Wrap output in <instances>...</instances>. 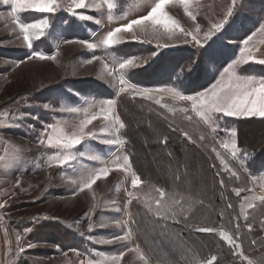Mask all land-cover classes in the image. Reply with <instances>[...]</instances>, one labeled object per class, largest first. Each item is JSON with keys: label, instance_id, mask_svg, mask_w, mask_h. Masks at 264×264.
<instances>
[{"label": "rangeland", "instance_id": "374dc122", "mask_svg": "<svg viewBox=\"0 0 264 264\" xmlns=\"http://www.w3.org/2000/svg\"><path fill=\"white\" fill-rule=\"evenodd\" d=\"M86 2L93 6L77 12L90 15L92 20L82 21L71 15L68 10L71 0H57L59 7L54 14L24 11L15 17L9 15L10 5L0 4V204H5L0 209V264H157L142 251L133 228L135 190L141 184L136 188L131 184L133 174L139 175L128 152L130 139L124 134L129 125L130 131L138 135L140 165L146 173L161 178L177 163L187 164L188 169L194 170L190 168L194 162L195 172L210 181L207 164L196 152L193 156L183 148L178 159L170 162L162 159L165 151L158 146V139L167 132L163 121L175 118L180 120L179 124L176 122L179 127L191 133L200 128L210 132L219 147L216 151L220 162L223 160L228 166L226 169L222 164L224 169H230L229 160H232L247 173L251 174L249 168L255 172L251 178L252 192L244 195L241 203L243 218L251 209L249 204H255L264 195V152L256 158L238 144L237 121L246 117L214 114L209 126L192 110L191 101L176 95L198 96L217 80H226L228 75L224 69L229 65L234 66L238 76L264 78V64L255 62L264 59V3L260 0H189V15L183 4L172 0L164 9L173 22L171 40L164 27L157 25L158 31L164 34L160 41L149 42V37L134 28L135 39L133 32L121 33L118 36L123 39L118 45L88 49L76 41L99 44L109 31L147 15L158 0ZM97 3L99 8L95 7ZM108 3L114 6L109 8ZM229 7L232 15L227 23L205 40V33L224 19ZM16 19L21 24L48 19L49 27L43 35L39 30H32V47H28L14 22ZM146 27L150 30L151 23ZM186 32L197 34L201 43L197 44ZM249 35L252 39L245 45L243 41ZM158 43L170 46L157 48ZM34 52L55 58L40 60ZM248 52L254 59L240 63ZM129 58H135L140 66L123 70L124 79L134 88L121 93L119 64ZM108 71L113 75L108 76ZM140 88L152 89L154 99L136 96L145 103L132 100L134 91ZM156 99L161 104H156ZM108 100L115 101L113 114L118 120L93 121L86 133L94 136L86 135L80 145L71 149L48 146V135L53 129H63L65 135L77 132L82 120L102 114ZM46 104L48 108L44 107ZM165 104L167 107H162ZM70 108L75 111H68ZM169 108L176 111L169 112ZM160 111L169 117L160 115ZM242 133L256 147L263 146L264 123L254 121L243 125ZM40 139L45 143L40 144ZM108 139L117 143L105 144ZM225 144L228 148L223 147ZM66 155L74 159L59 165V160ZM93 156L99 159H91ZM125 158L128 166L123 171L117 170V164L123 165ZM104 167L111 170L109 175L81 192L84 178ZM191 183L189 179L185 181L187 186ZM183 188L184 184L177 192L185 191ZM146 189L140 196L145 202L155 197L153 189ZM129 192L133 195L129 196ZM144 222L140 233L148 238L151 255L174 264L172 256L180 244L171 237L161 236L149 221ZM89 223L93 225L91 230ZM126 233L127 240L102 242ZM225 234L234 241L229 233L220 231L224 240L235 244ZM121 252L124 256L120 260L112 259Z\"/></svg>", "mask_w": 264, "mask_h": 264}, {"label": "trees", "instance_id": "16d2710c", "mask_svg": "<svg viewBox=\"0 0 264 264\" xmlns=\"http://www.w3.org/2000/svg\"><path fill=\"white\" fill-rule=\"evenodd\" d=\"M260 2L264 3V0H260ZM132 100L136 103H145L144 99L133 98ZM159 114L169 117L161 111ZM172 120L163 121L167 132L158 139V146L165 151L162 159L166 162L178 159L184 152L183 148L190 151L193 156L196 152L207 164L206 172L210 175V181L207 182L204 177L195 172L197 164L194 162L190 163V168L192 167L194 170L188 169L189 165L187 164L180 166L177 163V166H170L161 178L154 177L152 173H146L140 165L138 135L134 131H130L129 125L124 131L125 136L130 139L128 152L133 167L142 182L140 187L135 190L137 198L134 202L132 218L140 248L157 264H170L165 259L161 260V258L151 255L153 252L147 247L148 238L145 234L140 233L145 223L144 220H147L161 236L171 237L174 242L180 244L172 256L174 264H264V202L256 199L255 207L248 211L245 218L240 213L243 196L252 192L251 178L255 172L252 173V168H249L251 174L247 173L232 160H229L231 171L224 169L216 151L219 147L206 128H200V131L191 133L182 126L179 127L180 120L175 118ZM254 121L264 123V119L255 117L241 118L237 121L238 144L243 151L258 158L264 152V144L260 148L256 147L253 144L254 141L247 139L246 135L242 133L243 125ZM184 132L188 133L190 139L183 135ZM201 136H204L205 139L201 140ZM165 139H167V143H163ZM262 141L264 143V138ZM250 166L254 165L250 164ZM232 172H236V176H232ZM188 179L192 181L189 186L185 185V181ZM221 180L224 181L223 184H221ZM183 184L185 191L178 193L177 191ZM146 188L153 189L155 194V197L150 199L153 202V209L155 208V199L159 198V191H157L159 189L164 191V199L180 201V205L177 206L179 214L165 219L163 215L157 216L155 211H150L147 207L148 201L145 202L140 197L143 196V190ZM238 189L241 190L239 195H237ZM229 204L232 205L231 208L228 207ZM206 212L212 215L208 217L205 215ZM249 223L252 225L251 230L248 228ZM200 228H211L213 231L201 232ZM237 228H239V232H237ZM220 231L229 233L235 244L240 245L241 252L235 244H229L224 240ZM182 251L186 252L185 255L181 253Z\"/></svg>", "mask_w": 264, "mask_h": 264}, {"label": "snow or ice", "instance_id": "6c2138e0", "mask_svg": "<svg viewBox=\"0 0 264 264\" xmlns=\"http://www.w3.org/2000/svg\"><path fill=\"white\" fill-rule=\"evenodd\" d=\"M172 0H158L154 7L147 13V15L140 16L137 19L131 20L129 23H125L120 27H116L115 29L109 31L107 35L103 38V40L99 44L90 43L87 41H76L88 49H95L101 45L105 47L115 46L121 43L122 37L118 36L121 33H129L133 32L134 28H139L142 33L146 37H149V42L151 39H155L160 41L164 38V34L160 33L157 29V25H162L165 29V34H167V38L171 40L173 38L172 31V21L165 13V6L171 3ZM179 3L183 4L184 11L188 13V3L189 0H178ZM235 2V0H233ZM0 4L10 5L11 12L10 16L15 17L18 13L24 11H34L42 14H54L59 5L57 0H0ZM93 5H89L86 0H71V6L69 7V12L71 15L76 16L78 19L92 20L90 15H85L83 12H77V10H83L92 7ZM114 5L108 3V7L112 8ZM95 7L99 8L100 4H95ZM191 15V13H188ZM232 15V8L229 7L227 12L225 13L224 19L219 23H215L212 25L211 29L205 33V40H208L212 37L215 32H219L227 23V18ZM192 19L195 20V16H192ZM14 22L19 26L20 31L23 33V40L27 43L28 47H32V30H39L40 35H43L44 29L49 27L48 19H42L39 22L31 23V24H21L18 19L14 20ZM151 23V29L149 30L146 25ZM199 32V27H197V33ZM186 35H191L192 39L196 41L197 44H200L201 41L198 39L197 34L192 32H186ZM136 33L133 32V39H135ZM252 39V35H249L246 40L243 41L245 45L249 43ZM68 43H72L73 41H67ZM170 45L167 43L157 44V48H165ZM244 52V49H241ZM33 55L40 59H54L55 57L45 56L40 52H34ZM94 59H99V57H94ZM254 58L251 53L248 52L244 55L239 61L240 63L252 61ZM260 64H264V59L255 61ZM91 63V61H89ZM140 65L136 63L135 58H129L125 62L119 64V72L121 73L119 83L121 85L119 91L121 93H127L130 88H134L131 84H129L123 77L122 73L125 69H131L135 67H139ZM107 68V65H105ZM232 69V71H230ZM183 71V70H182ZM224 72L228 75V78L225 80L221 78L217 80L209 89L202 91L198 96H180L179 93H176L182 100L191 101L192 110L196 113L197 116L204 122V124L211 126V122L213 120L214 114H222L226 117H260L264 118V78L257 79L253 76H238L234 70L233 65H229V68H225ZM108 76H112L113 72L108 71ZM152 89L148 88H140L134 91V96L142 97L144 99H154L152 96ZM156 104H161L159 99L155 100ZM115 104L114 100L106 101V107L103 108L102 114L92 115L90 118H86L82 120L79 124V128L77 132L72 133L71 135H65L63 129H53L52 134L48 135L47 144L49 147H61L63 149H71L74 146H78L82 143L85 136H94L93 133H86V129L88 126L93 123V121L102 119L103 121H109L110 119L118 120V117H115L113 114V105ZM45 108H48V105H44ZM162 107H167V105H162ZM68 111H75V109H68ZM169 112L176 111L175 109L169 108ZM181 112H187V109H180ZM187 119H191V117H186ZM123 127V125H121ZM176 130V129H173ZM215 131V129H213ZM183 135L186 138L188 137V133L184 132ZM201 140H204L205 137L201 136ZM40 144H44V139L39 140ZM105 144L112 145L117 143V141L108 139L104 141ZM163 143H167V139L163 141ZM224 148H228V145H223ZM235 148L236 144L232 145V153L235 156ZM215 151V149H213ZM219 155V153H217ZM70 159H74L72 156L66 155L62 160H59V165L66 164ZM93 160H98V156L91 157ZM129 164L128 158H125L124 164H117V170L123 171ZM221 164L227 169V165L221 160ZM231 171V169H228ZM110 169L107 167L100 168L98 172L93 175H90L82 181V186L80 187V191H84L85 189H91L94 184L102 177H107L110 173ZM232 176H236V172L231 173ZM134 178L131 181L132 187L136 188L141 184V179L139 176L133 174ZM19 183V182H18ZM224 181L221 180V184ZM159 191V198L155 199L154 204L155 208L153 209L152 201L147 202V207L150 211H155L157 216L163 215L165 219L169 217H175L179 213L177 211V206L180 205V201L176 199H164L165 193L162 190ZM240 189L237 190V195L240 194ZM129 196H132L133 193L129 192ZM261 202H264V195L259 197ZM5 204H0V209L4 208ZM229 208L232 207L231 204L228 205ZM249 207H255L254 204H249ZM119 210V209H117ZM119 223V221H117ZM104 227V225H100ZM93 225L89 223V230H91ZM249 230H251L252 225L248 224ZM201 232H212L211 228H200ZM237 232H239V228H237ZM128 234L126 233L123 236H115L113 240L102 241L103 243H114L117 241L127 240ZM225 238L229 240L230 243H234L231 237H228L225 234ZM255 243V242H253ZM31 246V245H29ZM238 248L240 245L235 244ZM124 256V252H121L118 256H113V260H120ZM141 260H145L144 255H140Z\"/></svg>", "mask_w": 264, "mask_h": 264}]
</instances>
